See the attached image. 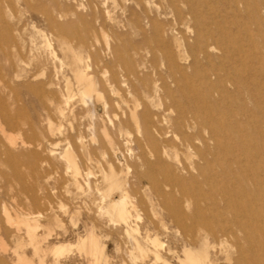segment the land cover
I'll return each mask as SVG.
<instances>
[{
    "label": "rangeland",
    "instance_id": "rangeland-1",
    "mask_svg": "<svg viewBox=\"0 0 264 264\" xmlns=\"http://www.w3.org/2000/svg\"><path fill=\"white\" fill-rule=\"evenodd\" d=\"M263 229L264 0H0V264H264Z\"/></svg>",
    "mask_w": 264,
    "mask_h": 264
},
{
    "label": "bare ground",
    "instance_id": "bare-ground-1",
    "mask_svg": "<svg viewBox=\"0 0 264 264\" xmlns=\"http://www.w3.org/2000/svg\"><path fill=\"white\" fill-rule=\"evenodd\" d=\"M37 6V5H36ZM177 44V42H176ZM180 45V44H179ZM65 47V46H64ZM180 48V46H178ZM48 48H50L48 46ZM178 50V49H177ZM179 52V51H178ZM69 53V52H68ZM180 55V54H179ZM185 55H183L184 57ZM73 58V57H72ZM177 61V60H176ZM175 60L173 61L174 62V65H177V62ZM75 64V63H74ZM76 65V64H75ZM75 67V66H74ZM77 67V66H76ZM78 68V67H77ZM75 72V70H74ZM81 73V72H80ZM81 74H84L83 72ZM190 74V73H189ZM80 75V74H78ZM86 75V74H84ZM81 76V75H80ZM182 76V75H181ZM84 77V76H83ZM86 78V77H85ZM84 79V78H82ZM87 79V78H86ZM80 81V80H79ZM86 81V80H85ZM87 82V81H86ZM88 82H90L88 80ZM81 83V82H80ZM79 83V84H80ZM84 83V82H83ZM82 84V83H81ZM86 86H89V83L88 85L86 84ZM92 84L90 83V89H93L92 88ZM85 87V86H84ZM83 87V88H84ZM89 90V89H87ZM220 92V91H219ZM203 101V100H202ZM174 106V105H173ZM213 108V106H212ZM182 112V111H181ZM132 115L133 117H137L136 115V111L133 110L132 111ZM182 118V121L183 123L186 125L187 128H194V125L196 124V115L193 113V112H183V115L180 116ZM146 127L144 128V135L146 137H148L149 135H154V134H161V131L158 130L156 128L155 125L152 124V120L151 118L149 117L148 119H146ZM156 123V122H155ZM195 123V124H194ZM199 124V123H198ZM197 124V125H198ZM252 124V123H251ZM202 131V130H201ZM204 133V132H203ZM174 134V133H173ZM216 135V134H215ZM174 136V135H173ZM206 138V137H205ZM197 139L199 142H204V139L198 134V133H191V134H188L184 139H183V144L185 145V148H186V153L189 154L190 153V149H196V145H195V142L194 140ZM164 141H166L165 143L167 144V140L166 139H163ZM206 148V147H205ZM67 155H69L67 153ZM215 155V154H214ZM77 181V180H76ZM232 184V183H231ZM252 188V187H251ZM249 192L251 193V195L253 194L252 190L250 189ZM164 193V192H163ZM114 207V206H113ZM243 209V208H242ZM244 210V213H242L241 215L242 216H245L244 218V221H243V224L241 223L240 224V228L243 229V231L245 232L247 229H248V232H252V223L255 224L257 221H261L262 218V215L258 212H255L252 210V208L249 206V207H245ZM119 215H120V218L123 222H127V218H128V211L127 209L123 206L121 207L119 210ZM240 211H242L240 209ZM21 216V215H20ZM16 216L15 218V221L16 222H21V223H25L28 227H30L31 225L27 222V218L22 216ZM26 218V219H25ZM129 221V220H128ZM227 226V225H226ZM34 227V226H33ZM227 228V227H224V229ZM203 229L208 232L209 234H216L215 231L209 227L208 225L204 224L203 225ZM30 230V228H29ZM136 231H138L137 229H134ZM32 231V230H31ZM264 231V229H263ZM96 233V232H95ZM156 237V236H154ZM81 238V237H80ZM158 238V236H157ZM138 240V239H137ZM148 240V238H147ZM150 240H151V237H150ZM138 242V241H137ZM152 242V241H151ZM67 243V242H66ZM66 243L64 244H58V246L54 247L55 251L57 253H60L62 252L63 250L65 251V245ZM153 243L156 244V242L153 240ZM158 243V242H157ZM160 243V242H159ZM38 244V243H37ZM139 244V243H137ZM141 244V243H140ZM139 244V245H140ZM163 244V243H162ZM75 245V244H74ZM77 247L83 249V250H86V251H89L91 252V254L93 255V260H92V264H101L100 263V253L101 251H103V246L98 242V239L96 237V235L94 234L93 231H89L87 235H85L83 238H81L77 243H76ZM207 242L204 243V245L202 247H200L199 249H193L192 247H189L187 248L184 253H185V258H180L179 257V261L181 263H188V264H217V262L212 259L211 257V254L209 252V250L207 249ZM39 246V244H38ZM142 246V245H141ZM162 246V245H161ZM68 247V246H67ZM71 247V246H70ZM239 247V246H237ZM236 247V248H237ZM50 249V248H49ZM143 249V248H142ZM148 249V248H147ZM156 249V248H155ZM238 250V249H237ZM53 251V250H52ZM67 251V250H66ZM68 252V251H67ZM151 252V251H150ZM54 253V251H53ZM66 253V252H65ZM161 253V252H160ZM55 254V253H54ZM63 254V253H62ZM102 254V253H101ZM102 258V257H101ZM155 259H162V261L164 262V264H168L166 262V259H164L157 251L155 252ZM227 261H230V256H227L225 258ZM106 261V260H105ZM237 263L236 264H257V260H256V257L253 256L252 254V251L251 250H248V254H245V252L241 251L240 252V255L237 257L236 259ZM21 262V260H20ZM24 264V262H22ZM107 264V263H106ZM170 264V263H169Z\"/></svg>",
    "mask_w": 264,
    "mask_h": 264
}]
</instances>
